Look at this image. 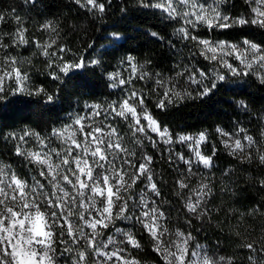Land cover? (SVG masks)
<instances>
[{
    "label": "snow or ice",
    "instance_id": "6c2138e0",
    "mask_svg": "<svg viewBox=\"0 0 264 264\" xmlns=\"http://www.w3.org/2000/svg\"><path fill=\"white\" fill-rule=\"evenodd\" d=\"M112 2L69 0L90 27L67 31L59 15H31L41 0L0 7V144L10 154L0 157V264H144L145 238L157 264H264V224L258 236L226 231L232 218L264 220V202L225 220H214L225 209L213 203L238 182L234 166L217 164L221 152L264 167V110L236 99L245 84L264 88V40L213 34H264V0H244L236 14L232 0H134L171 29L147 33L172 54L163 70L125 48L124 29L103 23ZM99 81L112 91L77 99L59 118L66 98L96 97ZM229 93L230 123L211 131L175 132L156 114ZM22 108L38 110L35 123H15ZM256 183L264 189V178ZM211 227L239 240L231 254L209 240Z\"/></svg>",
    "mask_w": 264,
    "mask_h": 264
},
{
    "label": "trees",
    "instance_id": "16d2710c",
    "mask_svg": "<svg viewBox=\"0 0 264 264\" xmlns=\"http://www.w3.org/2000/svg\"><path fill=\"white\" fill-rule=\"evenodd\" d=\"M20 3L21 0H0V7L17 6L18 11H20ZM232 3L235 4V8L231 9L233 14L242 11L245 7L244 0H232ZM41 4L42 6L39 11L31 13V15L36 18H41V13L45 16L59 15L65 22L66 31L68 30L67 25L80 24L82 27H90L87 20L82 19L74 7L72 11H69V7H71L69 0H41ZM125 4L129 11L127 13H122L120 7ZM65 5H69V7H66ZM103 23L107 26L117 25L125 30L126 34L130 37L125 48L131 49L134 55H137L141 59L151 57L153 62L162 70L170 67L172 60L171 52L147 33L149 30L159 31L161 34L167 36L170 34L171 29L166 28L159 19L153 16L150 10L137 9L134 6V0H113L112 6ZM229 32L230 35L226 33H214L213 35L218 38L239 40L241 39L242 34L246 32L249 38L257 41L264 40V34H261L258 31L253 32L247 29H232L229 30ZM36 35L40 36L41 34L37 33ZM72 46L79 47L78 43L75 41ZM21 51L26 57L31 56V49H22ZM34 63L38 69L41 71L43 70L44 65L42 59L34 60ZM91 78L96 79V77ZM33 79L38 82L45 78L40 75L39 72H34ZM243 87L246 91L236 97V99H244L249 105V110L254 113L264 110V88H260L255 83H251L250 85L245 84ZM110 91L112 90L104 87L103 81H99V87L96 90V97L78 98L70 96L66 98L62 106L63 110H57L59 111V118L63 120L67 117L68 112L72 111V108L77 106V99L80 100V104H83L85 99L102 98L105 93ZM231 99H233V97L229 93L203 102L188 101L179 106L171 107L166 112H157L156 114L159 119L168 124L175 132H197L202 129H209V131H211L216 124L227 125L230 123V119L234 112V106H230L228 103H225V101ZM56 118V116H52L53 120ZM37 119L38 110L22 108L16 113L15 123L17 125H19L21 121L35 123ZM7 123L12 124L13 120H8ZM251 127L254 133L258 131L257 125L253 124ZM9 156L10 154L6 152L5 146L0 144V157L7 159ZM12 160L14 164L20 163L15 157H12ZM217 164L221 168L234 166L236 168L238 182L235 187V195H218L216 200L213 201L214 204H222L225 209L224 213L214 217V220H225L227 212L230 209H234L239 213L247 211L256 203L264 202V189L256 183L260 178H264V167H258L256 164L250 166L240 165L231 157L223 154V152H221ZM156 167L158 169L163 168L166 176L171 180L172 177L169 174L166 161H158ZM226 223V231L234 233L238 229L241 233V237L249 234L258 236L260 225L264 224V220H261L260 217H256L255 219L246 217L243 223L237 224L235 218H232L227 220ZM246 228L249 230L248 232H245ZM253 228L256 229L255 233L251 232V229ZM206 235L209 237L210 241L221 239L228 254H231L235 245L239 243V240L235 235H225L224 233L219 232L215 227L206 228ZM145 244L146 249L144 252L140 253V256L157 264L155 256L150 253V249L147 246V238H145Z\"/></svg>",
    "mask_w": 264,
    "mask_h": 264
},
{
    "label": "rangeland",
    "instance_id": "374dc122",
    "mask_svg": "<svg viewBox=\"0 0 264 264\" xmlns=\"http://www.w3.org/2000/svg\"><path fill=\"white\" fill-rule=\"evenodd\" d=\"M141 258L144 261V264H155V263H153V262H151V261H149L147 259H144L143 257H141Z\"/></svg>",
    "mask_w": 264,
    "mask_h": 264
}]
</instances>
